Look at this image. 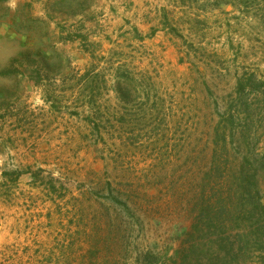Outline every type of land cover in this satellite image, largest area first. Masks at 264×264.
Segmentation results:
<instances>
[{"label":"rangeland","instance_id":"obj_1","mask_svg":"<svg viewBox=\"0 0 264 264\" xmlns=\"http://www.w3.org/2000/svg\"><path fill=\"white\" fill-rule=\"evenodd\" d=\"M65 8L0 72V264H264L249 203L207 208L214 153L264 205V0Z\"/></svg>","mask_w":264,"mask_h":264},{"label":"crops","instance_id":"obj_2","mask_svg":"<svg viewBox=\"0 0 264 264\" xmlns=\"http://www.w3.org/2000/svg\"><path fill=\"white\" fill-rule=\"evenodd\" d=\"M79 2L85 0H0V72L24 51L35 46L45 49L57 19L62 22L64 7Z\"/></svg>","mask_w":264,"mask_h":264},{"label":"trees","instance_id":"obj_3","mask_svg":"<svg viewBox=\"0 0 264 264\" xmlns=\"http://www.w3.org/2000/svg\"><path fill=\"white\" fill-rule=\"evenodd\" d=\"M226 121L229 123L228 119ZM223 130L224 131L221 130L222 132H220V130L217 131V135H220L225 142L224 144H226L227 131L226 128ZM215 157L216 154L214 153L212 161L214 165L209 168L208 176H215V178L221 179L228 175L231 187L234 188V193L227 195L218 190L212 191L214 192L213 197H216V195L219 194V198L216 199L214 205L213 203H207V208L213 209V207L219 206L226 212L230 213V211L233 210L241 211L246 204L249 203L254 211L251 214V218L253 219V224L257 226V232L255 233L264 238V205L262 204L260 191L256 188L254 178L249 176L248 172L243 168L234 170L227 165V162L222 164L215 159ZM231 179H233V181H231ZM250 189L252 192L249 191Z\"/></svg>","mask_w":264,"mask_h":264}]
</instances>
